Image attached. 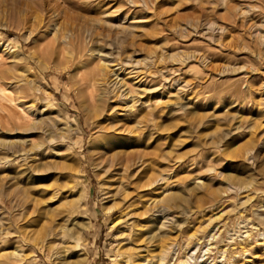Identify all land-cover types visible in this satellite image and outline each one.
I'll return each instance as SVG.
<instances>
[{"label":"rangeland","instance_id":"obj_1","mask_svg":"<svg viewBox=\"0 0 264 264\" xmlns=\"http://www.w3.org/2000/svg\"><path fill=\"white\" fill-rule=\"evenodd\" d=\"M163 245L264 264V0H0V264Z\"/></svg>","mask_w":264,"mask_h":264},{"label":"bare ground","instance_id":"obj_2","mask_svg":"<svg viewBox=\"0 0 264 264\" xmlns=\"http://www.w3.org/2000/svg\"><path fill=\"white\" fill-rule=\"evenodd\" d=\"M62 43V42H61ZM49 52V50H48ZM50 53V52H49ZM54 54V52H53ZM105 59H107L106 57H104ZM22 62V60H20ZM105 61H109V60H105ZM19 62V61H18ZM20 63V62H19ZM104 66H106V68H109V67H115L113 66V64L109 62V64H104ZM108 66V67H107ZM119 66V65H118ZM80 67V66H79ZM87 67V66H86ZM123 69V67H121ZM136 68V67H135ZM135 71V69H134ZM141 71H137L136 73H140ZM170 73V74H169ZM173 73L175 72H172V71H168L167 74H166V77L165 78H168V76L172 75ZM93 74L95 75L96 72L95 70H93L91 73L88 71L87 74L84 76V81L88 80L89 78H91V76H93ZM141 74V73H140ZM140 76V75H139ZM142 76V75H141ZM171 77V76H170ZM172 78V77H171ZM90 80V79H89ZM90 82V81H89ZM87 83V82H86ZM91 83V82H90ZM90 85V84H89ZM90 98L91 100L94 102H98L97 99L95 98L94 95H92V93L90 94ZM95 112L97 113L98 116H102L103 115V112H104V109L102 107V104H98L96 103V106H95ZM112 130V127H106L104 129V135H103V144L100 146V150H99V156H100V159L102 161V163L105 165V172L106 174L109 175V177L111 178H114V177H122L125 172L128 170V168H124L125 166L122 164V162L119 160L118 156L116 155H109V151H114V149L116 148V137L113 133H111L109 130ZM108 143H110V145H108ZM162 181V182H165L164 178H161L160 180H155V181H152V183L149 185V187L151 188H155L156 186L155 185H158L159 182ZM123 183V182H122ZM155 186V187H154ZM128 186H125L124 184H120V186L116 187L115 191H116V195L118 194H125L126 197H124V200H126L127 198L133 196L132 193H130V191L127 189ZM134 198V197H132ZM156 200H154L151 204H153V206H155L154 204L156 203L155 202ZM158 205V203H156ZM157 208V206H156ZM155 212V210H154ZM156 212H158V210L156 209ZM162 215V214H161ZM164 226H162L161 228L158 229V232L154 235H152L150 237V240L148 242V244H151L153 243L154 239L155 238H158V234H162V229H163ZM212 233V232H211ZM214 234V233H213ZM210 235V237L213 236ZM246 234V233H245ZM215 235V234H214ZM209 237V236H207ZM209 237V238H210ZM215 237V236H214ZM213 237V238H214ZM209 241V240H208ZM210 242V241H209ZM200 244V243H199ZM198 244V245H199ZM136 248V247H135ZM171 249L170 246H165L163 245L162 246V255H161V258H160V264H165L166 260H168V255L171 254ZM196 252V250H195ZM135 254H138L139 257H136L135 260L132 261V256H129L128 258V261H129V264H153L154 263V260H153V263H152V260L147 256V250L145 248H142V247H138L137 250L134 252ZM173 253V252H172ZM194 253V252H193ZM133 255V254H132ZM194 254H192L191 256H189L188 258H186V262L184 264H189L191 261H194L193 259L195 257H193ZM224 256V255H223ZM158 259V258H157ZM159 260V259H158ZM196 261V260H195ZM194 261V262H195ZM157 262V261H156ZM159 262V261H158ZM193 262V263H194ZM198 263V262H197Z\"/></svg>","mask_w":264,"mask_h":264}]
</instances>
